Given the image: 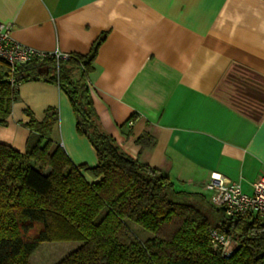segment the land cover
I'll return each instance as SVG.
<instances>
[{"label": "crops", "instance_id": "crops-1", "mask_svg": "<svg viewBox=\"0 0 264 264\" xmlns=\"http://www.w3.org/2000/svg\"><path fill=\"white\" fill-rule=\"evenodd\" d=\"M0 23L47 53L86 54L103 35L90 90L120 148L208 199L212 173L253 192L264 174V0H0ZM47 107L59 115L51 138L95 165L67 95L42 79L19 83L0 142L24 151L26 111L40 121Z\"/></svg>", "mask_w": 264, "mask_h": 264}, {"label": "trees", "instance_id": "trees-1", "mask_svg": "<svg viewBox=\"0 0 264 264\" xmlns=\"http://www.w3.org/2000/svg\"><path fill=\"white\" fill-rule=\"evenodd\" d=\"M103 38L86 54L34 57L13 71L0 58V126L19 83H56L70 101L76 131L97 157L93 166L75 164L51 138L56 107H47L40 121L26 111L25 150L0 142V264H30L42 242L62 240L82 243L55 264H264V222L236 218L226 231L224 214L210 221L205 208L222 209L203 193L178 189L158 168L125 153L101 127L89 74ZM131 223L151 236L139 238ZM219 225L238 243L228 257L210 243V231Z\"/></svg>", "mask_w": 264, "mask_h": 264}, {"label": "built area", "instance_id": "built-area-1", "mask_svg": "<svg viewBox=\"0 0 264 264\" xmlns=\"http://www.w3.org/2000/svg\"><path fill=\"white\" fill-rule=\"evenodd\" d=\"M53 54L57 58H66L69 54L57 52L47 53L21 44L11 36V25L0 23V58L4 59L13 71L17 64H22L34 57H43ZM14 84V79L10 78ZM132 123V121H129ZM251 194L244 192L238 182L232 181L221 174L212 173L204 183V189L210 193L209 200L215 207L221 208L228 220L236 218H259L264 222V174H261L253 183ZM212 248L223 257H228L238 245L230 234L219 227L210 231Z\"/></svg>", "mask_w": 264, "mask_h": 264}, {"label": "rangeland", "instance_id": "rangeland-1", "mask_svg": "<svg viewBox=\"0 0 264 264\" xmlns=\"http://www.w3.org/2000/svg\"><path fill=\"white\" fill-rule=\"evenodd\" d=\"M208 196L207 193H205ZM205 212L208 215L211 222H215L219 218L223 217L222 210L214 211L209 208H205ZM131 229L141 239H146L151 236V233L139 226L136 223H131ZM82 242L76 240H62V241H46L42 242L34 253L30 256V264H55L65 255L76 249Z\"/></svg>", "mask_w": 264, "mask_h": 264}, {"label": "water", "instance_id": "water-1", "mask_svg": "<svg viewBox=\"0 0 264 264\" xmlns=\"http://www.w3.org/2000/svg\"><path fill=\"white\" fill-rule=\"evenodd\" d=\"M230 220H228L227 222H226V224H225V230L227 231L228 230V228H229V225H230Z\"/></svg>", "mask_w": 264, "mask_h": 264}]
</instances>
